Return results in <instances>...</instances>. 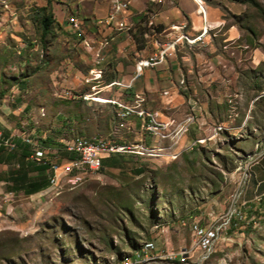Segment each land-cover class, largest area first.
<instances>
[{"label":"rangeland","instance_id":"374dc122","mask_svg":"<svg viewBox=\"0 0 264 264\" xmlns=\"http://www.w3.org/2000/svg\"><path fill=\"white\" fill-rule=\"evenodd\" d=\"M252 1L222 0L238 7L236 15L223 7L226 19L240 30L235 43L238 62H233L237 77L235 83L211 92L215 104L208 107L211 121L205 126L198 121L202 130L188 136L184 147L179 139L168 150L135 148L118 157L115 168L103 167L77 183L70 181L73 174L68 173L39 195L7 194L6 186H1L0 264H130L149 242L155 247L149 254L152 260L140 264H264V193L256 188L264 180V0ZM72 2L0 0V88L9 95L13 87L23 84L20 95L28 111L24 110L23 119L11 122L32 131L33 140L83 137L74 133L70 118L62 131L55 121L56 109L62 108L70 117V97L83 92L71 90L77 80L71 70L87 66L79 57L76 36L63 24ZM46 3L55 23L51 33L43 36L36 10ZM78 22L79 35H84ZM196 44L201 42L189 46ZM106 46H100L98 53ZM256 55L261 57L259 63H254ZM136 100L135 112L141 109V99ZM73 104L83 116L90 111L96 114L85 102ZM135 112L124 119L105 113L110 122L102 118L96 126L104 139L121 147H169V140L151 146L136 140L139 135H158L148 129L150 124L143 128L142 121L140 127ZM198 114L196 109L187 111L181 121L193 117L195 123L201 118ZM178 123L167 124L162 131L169 134ZM234 209L242 219L231 214ZM196 217L209 219L205 224L231 218L235 223L220 233L211 255L201 262L189 227ZM183 251L189 253L182 261Z\"/></svg>","mask_w":264,"mask_h":264},{"label":"crops","instance_id":"0c3cea01","mask_svg":"<svg viewBox=\"0 0 264 264\" xmlns=\"http://www.w3.org/2000/svg\"><path fill=\"white\" fill-rule=\"evenodd\" d=\"M203 2L206 6L208 22L216 27L211 32L212 35L204 37L203 45L189 46L183 40H178L176 50L162 64L159 63L160 65L156 67L144 69L142 74L137 77H135V68L142 66L143 63H148L149 57L155 54L152 52L155 50L156 42L165 43L178 38L181 34H185L189 38L200 35L204 27H202L203 20L197 2L195 0H158V2L130 0L129 9L124 14H126V21H130L132 25L119 22L115 26L114 21L110 26L99 23L104 21L109 14L108 0H74L70 3V13H77L84 35L90 41L92 48H85V44L90 47L89 42L80 40L76 36L77 44L81 49L79 57L87 62V66L83 70H71V75L76 73L74 75L77 79L72 81L71 90L83 92L72 94L70 97L72 102L70 117L64 114L62 108L56 109L57 128L62 131L64 122L68 123L69 121L66 120L70 118L75 134L87 138L103 137L107 139L100 134L102 131L96 126L98 120L99 123L102 118L105 122H110V117L108 119L105 117L112 112L115 118L118 115L123 119L126 118L128 114L124 115L127 112L125 108L130 109L136 103V99L139 98L141 99L139 111L152 112L151 114L155 115L156 118L159 117L162 122H167L162 123L164 128L167 124L180 122L185 117L186 112L190 110L196 109L201 118L197 119L193 125L189 124L194 120L193 117L185 118L173 127V132L157 134L158 136L154 137L155 140L157 139L156 141L153 137H142L141 135L136 139L149 146L157 143L158 140L161 141V145L164 143L162 141L169 140L171 142L169 147H145L142 145L123 147H129L132 150L141 148L143 151H151L148 148H152V151L168 150L178 144L179 139L180 144L184 147L188 136L197 135V130H202L198 121L202 122L204 126L208 121H211V111L208 107L215 105L211 92L218 87L226 88L229 83H235L233 79L235 76L237 77L236 71H233V62H238L236 49L239 45L236 46L235 43L237 44L240 38V30L232 20L226 19L223 7L227 8L233 15L238 14V7L227 6L222 0H203ZM152 15H154V19L148 23ZM64 23L66 24V19ZM150 25L155 28L154 33L150 32L148 28ZM72 26L74 27V25ZM173 26L181 27V29L173 30ZM68 28L74 33L71 25H68ZM101 38H103V45L107 46L98 53L100 47L97 48L96 44ZM217 42H221L220 47L216 44ZM222 47H226V49L221 50ZM260 59L261 57L256 55L254 63H259ZM181 81L183 82L182 85L180 84ZM19 88L21 87H13L9 95H7L6 89L0 88V95L3 94L0 100V187L6 186L7 194L13 193L32 197L46 192L50 186L48 185L46 189L36 194L26 196L20 189L21 182L16 177L18 172H21V176L24 174L26 180L35 179L39 175L37 171L39 163L31 159L32 148L30 147L28 156L23 158L20 156V148L17 147L16 143L18 140L23 142L22 137L25 135L29 137L32 131L21 130L18 122L15 124L11 122L13 118L16 121L23 119L24 110L27 108V103L21 100L20 92L22 90ZM85 95L87 99L84 98ZM7 100H11L10 104ZM76 101L85 102L87 108L95 110L96 114L90 111L87 116H83L73 104ZM105 113L107 114L105 115ZM138 118L140 127L142 121L151 122L144 116L138 115ZM158 122L160 123L159 120ZM20 124L23 122L20 121ZM79 124H92L93 126L80 128ZM162 130L163 128H160V131ZM176 134L177 136L174 138ZM195 137L196 140L197 136ZM6 139H10L16 144L14 151L8 152L2 145V141ZM74 139L65 141L64 138H58L57 140L62 142L60 151L70 153L68 143ZM122 142L124 140L117 143L121 144ZM198 142L196 141L194 144ZM42 148L46 152L45 160L48 161L49 167L58 165L56 170L58 176H66L68 173L64 171L71 159L60 156L58 149ZM120 156L112 155L103 159V161H115L117 163L113 166L104 167L115 168L119 166L118 157ZM45 174L48 179L51 174L49 168ZM48 181L50 182V180ZM261 182H258L257 186ZM196 219L201 220L203 224L210 223L209 219L204 220L202 217H196Z\"/></svg>","mask_w":264,"mask_h":264},{"label":"built area","instance_id":"2783aa9c","mask_svg":"<svg viewBox=\"0 0 264 264\" xmlns=\"http://www.w3.org/2000/svg\"><path fill=\"white\" fill-rule=\"evenodd\" d=\"M153 2H158V0H152ZM198 5L199 13L202 16L203 20V26L207 27V34L205 35H196L195 37H191V41H193V38H201V45L203 42L204 37L209 36V27H212L211 23L208 22L206 17V6L203 2V0H195ZM109 3V14L104 21L99 22L103 23L106 26L112 25V21H114V26L119 22H126L127 25H132L130 21H126V13L130 6V0H108ZM154 15L150 17V23L153 21ZM74 21H80L78 18L77 13L73 12L68 15L66 18V24L67 25H74ZM82 28V27H81ZM177 28L181 29V27L173 26L172 29L176 30ZM75 36H77L80 40H86L89 42V45L91 47L90 41L86 39L85 35H79V28H74ZM183 35L181 34L178 38L171 40V45H164L163 43H155V50L152 53H158V52H165L166 58L176 50V45L178 40H183ZM187 44V43H186ZM97 48L100 46H106L103 45V38L99 39L97 41ZM92 48V47H91ZM162 64V63H161ZM160 64H154V63H143L142 66L135 68V77L142 74V71L146 68H153ZM180 84L182 85L183 82L181 81ZM130 111L135 112V104L130 107ZM194 122L191 121L189 124H192ZM164 122H161L159 124H152L149 122H143V124H151L154 127H159V133H168V131H160V124ZM217 133V127L215 129V134ZM22 141L29 145L32 148V156L31 159L37 163H41L42 160H45L46 152L45 150L40 147L39 145H31V141H27V135L22 137ZM2 145L5 147V149L8 152L14 151L16 148V144L12 142L10 139H6L2 141ZM73 156V158L69 161L67 168L65 169V173H71L73 174V179H75L77 176L82 175H90V171H100L103 169L102 161L103 159L109 158L112 155H125V153H117V146H111L108 149H99V147L95 148H89L87 152H80V151H74L69 153ZM57 170L56 165H51L49 167V171H51V174L48 178V180L51 179V177H55ZM231 214H234L235 217L238 219H242V213L240 211H236V209L233 210ZM229 219H226L224 221H221L218 224H202L200 220L194 218L190 221L189 227L190 232L193 238V246L194 248L198 249L201 252L200 261L201 262L205 256H209L215 244L220 238V233L224 230H227L229 228ZM154 244H152L148 251H143V253L135 258L132 259V263L130 264H140L149 260H152L150 257V253L154 250ZM188 251H183L181 253L182 261L185 259L186 255H188Z\"/></svg>","mask_w":264,"mask_h":264},{"label":"trees","instance_id":"16d2710c","mask_svg":"<svg viewBox=\"0 0 264 264\" xmlns=\"http://www.w3.org/2000/svg\"><path fill=\"white\" fill-rule=\"evenodd\" d=\"M232 1L237 2V3H253L252 0H232ZM36 17L38 18V21L40 23L42 35L43 36L49 35L51 33V29H52V26L55 23V21L53 19L52 12L48 6V3H46L45 6L40 7L36 10ZM148 28H149V30L150 29L155 30V28L151 27V25ZM0 79L2 80V76L0 77ZM18 86L21 87L22 91H24L23 84H18ZM2 96H3V94L0 95V100L2 99ZM26 110L28 111V109H26ZM34 139L42 147L58 149L59 155L64 157V158H69V159L73 158V156L70 155L69 153L60 151L61 143L57 139H53L50 136H46L44 139H38L36 137ZM16 143H17V147L20 148V156L23 158H26L28 156L27 153L30 149V146L25 144L24 142H19V140L16 141ZM261 162H263V164H264V157L262 158ZM48 164L49 163L47 160H42V162L39 163V167L37 169L39 175L35 179H27L26 180L24 174H22V176H21V172L16 173V177H18L17 180L19 182H21V184H22L20 186V189L23 191V193L26 196L36 194V193L46 189L48 187V185L50 186V182L48 181L46 174H45V172L49 168ZM114 164H117V163L115 161H103L102 165L104 167V166H113ZM257 191H259V193L264 192V180H262V182L260 184H258ZM231 224H232V226L235 224L234 221L232 220V218L230 219V222H229V228L230 229L232 227V226L230 227Z\"/></svg>","mask_w":264,"mask_h":264},{"label":"bare ground","instance_id":"6f19581e","mask_svg":"<svg viewBox=\"0 0 264 264\" xmlns=\"http://www.w3.org/2000/svg\"><path fill=\"white\" fill-rule=\"evenodd\" d=\"M74 28H80L79 22L74 21ZM215 29H216V27H214V26L209 27V34H210V32L214 31ZM202 30L203 31L200 33V35L207 34V27H204V29H202ZM183 41L185 43H187V45H190V44H195L197 42H201V38H195V39H193V41H191V38H189L187 35H183ZM164 45H171V41H166L164 43ZM165 59H166V53L165 52H158L157 54L156 53L152 54L149 57L148 63L159 64V63L164 62ZM125 110L127 111L126 113H124L125 116L129 112H131L130 109H128V108H125ZM137 114L141 117H143L144 115L147 116L151 120L152 124H159L156 116L151 114L150 112L139 111V112H137ZM158 128L159 127H154L151 124L148 125V129L150 131L154 132L155 134H160ZM160 128H164V125L160 124ZM218 128L219 127H217V132H218ZM28 139H29V141H31V145H39L38 142L36 140H33L30 136L29 137L27 136V141H28ZM97 146L99 147V149H108L111 146H117V153H127V152H129V150L132 151V148L121 147L120 145H117L114 142H108L103 137H91V138L78 137V138L74 139L72 142L68 143V151L70 153L74 152V151L87 152L89 148H95ZM96 172H98V171H90V174H94ZM85 176L86 175L77 176L75 179H73V177H72V179L70 181L73 183H77V182L82 181V179H84ZM59 181H60V177L58 176L57 173L55 174V177H51V179H50L51 185H54V186H57ZM152 244H153V242L146 243L144 245V247L142 248V250L140 251V253L137 254V256L139 257L143 253V251H148Z\"/></svg>","mask_w":264,"mask_h":264}]
</instances>
